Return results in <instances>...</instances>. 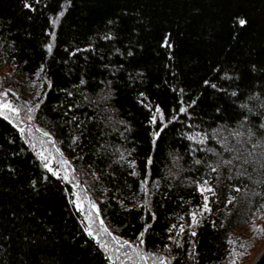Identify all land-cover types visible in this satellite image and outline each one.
Returning a JSON list of instances; mask_svg holds the SVG:
<instances>
[{"label":"trees","instance_id":"obj_1","mask_svg":"<svg viewBox=\"0 0 264 264\" xmlns=\"http://www.w3.org/2000/svg\"><path fill=\"white\" fill-rule=\"evenodd\" d=\"M23 2L0 0L1 83L39 102L35 132L50 134L112 235L137 244L148 224L141 246L171 264H224L234 248L248 257L246 232L264 212V0ZM157 105L168 123L153 147ZM197 133L208 137L203 144L186 138ZM26 140L0 117V264H110L84 232L70 185ZM204 179L215 194L206 193L211 211L201 213L195 182Z\"/></svg>","mask_w":264,"mask_h":264},{"label":"snow or ice","instance_id":"obj_2","mask_svg":"<svg viewBox=\"0 0 264 264\" xmlns=\"http://www.w3.org/2000/svg\"><path fill=\"white\" fill-rule=\"evenodd\" d=\"M23 7L26 8V9H31L32 6L31 4L28 2V0H24L23 2ZM60 15H63V13H60ZM58 21V17L56 19H51L50 20V23L52 25H55ZM109 23H111V21H109ZM238 23L243 26L246 24V20L244 19H239ZM50 36H54V32L53 33H48ZM111 37L110 36H105L104 39H110ZM168 41V37H165V42L163 44L164 47H167V48H171L172 45L170 43L167 42ZM45 49L48 50V52H51L52 50V44L51 43H47V44H44L43 46ZM79 50V49H77ZM129 55H131V52L129 53ZM80 84L83 85L85 84V81L84 79H81L80 80ZM204 84L205 85H209L210 84V81L209 80H205L204 81ZM211 87L213 89H217V85L216 84H211ZM9 91H12V90H7V91H4V92H0V117H3L4 120H7L9 123L13 124L14 127H17L18 128V131L21 133V135L23 136L24 133L26 131H28L29 133L31 132V128H28L26 129L25 127H20L16 121H20V113H21V109L17 106H15L9 99H7V96H8V92ZM182 91V90H181ZM12 95L15 96L16 93L14 91H12ZM36 96H39L40 93L37 92L35 93ZM68 96H72V93L71 92H68L67 93ZM141 96L144 95V93H140ZM232 96H236V93L233 92L231 94ZM196 100H192V104H196ZM40 107V104L39 102L36 103L34 106L32 107H28L27 108V112H28V115H27V120L31 121L33 119L31 113L33 112L34 108H39ZM72 106L69 105V109L71 108ZM241 107H246V105H242ZM187 111V108L181 104V106L179 107V113H185ZM217 111H219V109H217ZM159 114V115H158ZM159 119V125L157 127V129L153 130L150 132V136L152 138V143H153V147H155V144H156V141H157V138L161 136V132L164 130L165 127H167V123L168 121L166 120V117L165 115L163 114L161 108L157 105L156 108H155V112L148 118V123L150 125H156L157 124V120ZM172 120H176L177 119V116L176 115H173L171 117ZM245 120H247V117H244ZM72 120H76V117L73 116L72 117ZM21 123H23V121H20ZM243 126V125H242ZM191 127V125H190ZM259 130H264V123H261L259 125ZM37 131H41L40 129H37ZM42 135L45 136V137H49L50 138V134L47 132V131H44L42 132ZM234 135H240L239 132H236L234 133ZM248 135L251 137V136H254L256 135L255 132H253L252 130H249V133ZM188 140L194 142L195 144H203L205 142V140L208 138L206 135H201L200 133H197L196 135H187L186 137ZM72 140L73 142H75L77 140V137L76 136H73L72 137ZM27 143H30L32 145L33 148H35V143L32 142L31 139L29 140H26ZM51 142V140L49 141ZM262 143H264V140H262ZM57 152H59V149H56ZM208 151H212L211 149H208ZM37 156L39 157L41 163H42V167L45 168L49 173L52 174V176L54 177H57L58 179H62L63 181H68L70 179V176H69V173H68V168L70 167V164H69V161L65 158H63L62 154H61V159H60V168H56L54 169L51 164H52V157L51 155L49 154H46L45 151L41 150V151H38L37 152ZM119 159L121 161L124 160V156L121 155L119 157ZM239 159V158H237ZM195 164L199 165L202 163L201 160L197 159L194 161ZM246 162V161H245ZM153 163V157L151 155H149L146 159V164H145V167L147 168L149 165H152ZM224 164H231L232 161H223ZM130 166L135 167V161H130L129 162ZM210 169L212 172H216L217 171V168L216 167H213L211 165H209ZM61 169L64 170V175L61 176L60 175V171ZM130 175L132 176H137L138 173L133 170ZM148 183L147 179H144L141 181V189L144 191L145 195H147V188L145 187V185ZM196 183V190L202 195L203 197V204L200 206V212L203 213V212H207V211H211L210 207H209V203H208V195L206 193H212L213 195L215 194L213 192V189L211 187V185L208 183V180L207 179H204L202 182H195ZM236 191H239V189H236ZM73 195H76L75 193H73ZM74 204L77 205V207L79 208L81 206V201L79 199L73 201ZM123 203V202H122ZM90 204H91V207L93 209L96 208V205L95 203H92L90 201ZM141 205L139 203L133 205V207H140ZM143 206L145 208L148 207V201L145 199L143 201ZM189 215L191 216V219H192V223L191 225H189L188 227L190 228H194L198 223V213L197 212H191L189 213ZM97 219H99V214L97 213ZM141 219L143 220V217H141ZM152 219H156V216H155V213L152 214ZM149 225L148 224H145L144 225V230H142L138 237H137V240H138V245H143L144 244V235H145V232L147 231ZM176 226L173 225L172 227H170L168 229L169 232H172L173 228H175ZM99 228H100V231L99 232H94L93 228H92V225L91 224H88L85 228H84V232L89 236L91 237L105 252H108L109 251V245L107 243L104 242L103 238H102V235L103 234H106L110 237H112V239L114 241H116L118 244H119V247H117L115 249V251L117 253H120L121 255L124 256V259L126 260H131L132 258L130 256H128L127 253H122L121 252V249L124 247V246H128V248H130L137 257H139L138 260H136L134 262V264H148V259H149V255L151 254H148L146 255L142 249L139 248L138 245H133L131 244L128 240H123L122 242L119 240L118 237L116 236H113L112 233L109 231V229L105 226L104 224V221L103 220H100L99 222ZM184 231V227L181 226L180 227V232H183ZM253 231L255 232H258L260 231L259 229V226H256L254 225L253 226ZM191 235L192 236H196V232L193 230L191 232ZM169 240L172 239L171 236L168 237ZM177 246L179 247V242L177 241ZM229 243L230 244H233L235 243V241L233 240H229ZM248 245L246 244H240L239 247L242 249V248H245L247 247ZM165 248L168 247V245H165L164 246ZM242 255V253H238L237 250L234 248L232 249L230 252H229V264H236V260L240 258V256ZM107 259L109 260L110 264H111V261L113 260V257L111 255H109L107 257ZM117 259H119V256H117ZM151 259H152V264H171V261L168 257L166 256H163V255H152L151 256ZM121 264H123V261H121Z\"/></svg>","mask_w":264,"mask_h":264},{"label":"rangeland","instance_id":"obj_3","mask_svg":"<svg viewBox=\"0 0 264 264\" xmlns=\"http://www.w3.org/2000/svg\"><path fill=\"white\" fill-rule=\"evenodd\" d=\"M6 74H7L6 69H3L0 71V92L12 90L16 93V95L13 96L12 91H9L8 96H7V99H9L15 106H17L21 109L20 121H23V123H21L20 121H16V123L20 127H25L26 129L31 128L30 133L28 131H26L24 134L27 136V140L31 139L32 142L35 143V148H33L30 143L29 144L33 148L36 155H37L38 151H41V150L45 151L46 154H49L52 157L51 166L54 169L60 168L61 167L60 166L61 156L56 151V149H57L56 145L48 137H45L41 134L36 133L35 132L36 129H35V127H33L32 120L31 121L27 120V115H28L27 108L32 107L30 102H28V103L23 102V101L27 100V95L22 94L20 87L17 85L1 83L3 76ZM32 114H33V112L31 113V115ZM50 140H51V142H49ZM68 173H69L70 179L68 181H65V182L70 185L71 192H72V199H73V201H75L77 199H79L81 201V206L79 208L77 207L76 204H74V206L83 215L86 226L88 224H91L94 232H99L100 231V228H99L100 218L99 219L96 218L97 213H98L97 208L93 209L91 207V204H90L91 199H89L90 197L87 195L83 186L81 185V183L78 182L77 178L73 175L71 167L68 168ZM60 175L61 176L64 175L63 169H61ZM73 193H75L76 195H73ZM191 223H192V219L190 216V225H191ZM254 225L259 226L260 231H258V232L253 231ZM246 233H247L246 234L247 237H249V243H250L249 246H253L254 249H253V252H250L248 257H246L245 259H244V255H241L240 258L236 260V264H251L253 262V260L259 255V253L264 249V212L257 215L253 219L252 224ZM102 238H103L104 242L109 245V251L106 253L108 256L111 255L113 257V260H112L113 262H115L117 264H121V261H123V264H134V262L139 259V257H137L135 255V253L130 248H128V246H124L121 249V252L127 253L128 256H130L132 259L131 260L124 259L123 255H121L120 253H117L115 251V249L117 247H119V244L117 242L113 241L112 238H110V236H108L106 234H103ZM133 245H138V243L133 244ZM138 246L140 249L143 250V252L146 255L150 254V253L144 251V249L141 245H138ZM152 255H157V256L163 255V256H166L169 258L167 253L151 254V255H149L148 264H152V259H151ZM117 256H119V259H117ZM229 259H230V257L225 261L224 264H229Z\"/></svg>","mask_w":264,"mask_h":264},{"label":"water","instance_id":"obj_4","mask_svg":"<svg viewBox=\"0 0 264 264\" xmlns=\"http://www.w3.org/2000/svg\"><path fill=\"white\" fill-rule=\"evenodd\" d=\"M251 264H264V249L259 253V255L253 260Z\"/></svg>","mask_w":264,"mask_h":264}]
</instances>
